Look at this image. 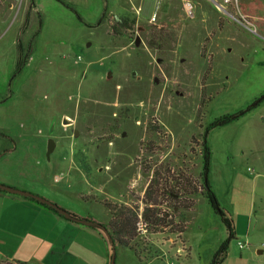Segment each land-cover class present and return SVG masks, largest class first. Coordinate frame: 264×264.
<instances>
[{"label":"rangeland","instance_id":"374dc122","mask_svg":"<svg viewBox=\"0 0 264 264\" xmlns=\"http://www.w3.org/2000/svg\"><path fill=\"white\" fill-rule=\"evenodd\" d=\"M11 1L9 7L0 0V129L16 125L23 131L31 118L49 119L50 127H42L54 132L46 141L47 159L54 136L67 138L62 145L68 144L62 146L68 163L57 171L64 176L59 191L103 227L112 217L95 199L135 209L142 218L154 173L161 184L166 172L171 179L182 175L200 184L206 127L264 95V31L256 25L254 34L236 22L264 18V0ZM186 1L193 5L192 15ZM125 18L134 20L130 29L118 24ZM17 41L31 45L19 72ZM213 61L221 71L216 78L209 76ZM6 136L1 137L15 148L16 141ZM208 137L210 181L220 205L229 210L230 200L242 195H232L228 177L245 175L255 163L248 151L256 155L264 145V102ZM245 188L251 203L263 208L257 198L263 190L251 192L252 184ZM201 197L183 194L180 204L172 205L161 199L160 222L140 219L135 242L149 250L142 255L153 257L151 262L164 259L157 243L185 234L198 258V246L219 238L226 228L205 197L204 206L198 204ZM192 199L194 206L185 209ZM256 218L264 213L251 218L248 244L253 239L251 244L262 245L264 232L255 230ZM245 242L237 234L223 264H264V255H250ZM109 244L111 264L114 250L122 247ZM208 254L207 248L201 250L203 264L213 261L214 254ZM169 258L162 264H190L178 255Z\"/></svg>","mask_w":264,"mask_h":264},{"label":"crops","instance_id":"0c3cea01","mask_svg":"<svg viewBox=\"0 0 264 264\" xmlns=\"http://www.w3.org/2000/svg\"><path fill=\"white\" fill-rule=\"evenodd\" d=\"M252 22L254 26L259 25L264 31V18L255 17ZM224 50L226 49L223 48L222 52H225ZM229 51L231 52L232 49ZM201 66L206 69V63L202 62ZM209 71V76L215 78L221 73L214 61ZM38 119L39 117L33 120L31 118V122L23 126V131H18L16 125H14V130L7 132L0 129V133H6L16 141V147L13 148L6 138L0 136L2 138L0 140V155H2L0 157V183L41 196L82 218L94 219L88 211L74 206L73 202L59 191L58 184L63 181L64 176L61 172L58 174L57 171L66 162L68 163V157L62 153L65 151L62 146L68 145L67 143L62 145L67 138L59 136L52 138L55 146H53L51 156L47 159L45 156L46 141L54 132L50 134L42 128L50 127L49 119L47 121ZM258 149L256 155L252 154V150L248 151L255 161L252 166L250 163L246 168L245 175L248 178L242 173L234 174L232 178L228 177L233 185L232 195H242L231 199L228 207L234 215L237 234L243 236L246 241L245 248L248 253L259 256L264 255V244H251L252 238L251 243L248 244L250 221L253 216L264 213V207L259 205L257 208L255 199L253 205L249 197L244 194V191L249 193L245 184H252L251 192L253 193L262 189L263 194L257 198L258 202L264 206V145ZM241 156H244L243 152ZM249 168L253 172H250ZM231 185L227 187L226 192L230 191ZM200 203L204 206V197L198 199V204ZM255 224L256 231L264 232V218H256ZM226 237L227 231H223L213 243L203 247L209 251L208 257L213 256ZM204 239L202 236V240ZM156 246L163 252L161 257L164 259L160 258L148 264L166 263L169 257L177 255L190 260L188 261L190 264H203L201 259L203 248L198 246L197 258L194 254L195 246L185 234L169 235L167 238H162L160 244L157 243ZM109 247L108 239L93 226H85L68 220L26 197L7 192L0 193V260L15 264H108ZM115 252L114 264H145L138 261L127 249L120 248Z\"/></svg>","mask_w":264,"mask_h":264},{"label":"trees","instance_id":"16d2710c","mask_svg":"<svg viewBox=\"0 0 264 264\" xmlns=\"http://www.w3.org/2000/svg\"><path fill=\"white\" fill-rule=\"evenodd\" d=\"M5 1L7 2V6L9 7L13 4V1L11 0L8 1L2 0V2ZM130 22L131 23H128V19L125 18L121 20V23L119 22L118 24H124V27L126 29H130L131 27L128 24H134V20ZM113 30L115 31L116 28L114 27ZM17 48L19 54V61L17 64L16 72H19L25 65H27L29 61L31 45L25 48V46L22 44L21 41H17ZM262 102H264V95L255 99L253 104L249 105L246 108V110H241L234 114H225L219 116L215 118L206 127L205 132L202 134V141H201L202 170L200 173V182H199L200 184H198L196 180H194L192 177H190L189 180L188 179L186 180L182 175L171 179L168 172H166L167 174L164 175L165 176L163 180L164 182L163 184H161V182L157 179L156 173H154V177L151 179L146 189L145 196L143 198V203L145 205L143 209L144 211L142 212L143 220L148 223H156V222H160V219L158 218V216H160L159 215L160 211L158 210V206H159L158 204L161 201V199L164 200L166 198L167 202H170V204L172 205L173 201L180 204L179 200L181 199L183 194H189L191 196H195L199 194L205 197L209 205L213 209V211L220 216L221 221L224 224L227 231V238L216 250L211 264L224 263L228 255L230 242L237 238V231L232 213L220 205L210 181L212 149L209 143L208 136L214 130H217L219 128L231 124L232 122L237 121L247 112L251 111L255 107L260 106ZM0 136H6V135L0 133ZM6 137L15 143L13 139H11L8 136ZM1 156L2 155H0V157ZM183 180L184 183L181 182ZM181 190L184 192L183 194H181ZM0 193H6V192L0 190ZM26 199L36 202L38 205H41L47 208L48 210L54 212L55 214L59 215L57 211H55L54 209L50 208L47 205L41 204L31 198H26ZM95 201L98 202L99 204H102L105 208H107L112 217L111 221L109 222L108 225L105 226V228L113 240L112 244L114 249H116L117 247L127 248L134 254L136 259H138V261H140L141 263L151 262L150 260H152L153 257H145L142 255L143 253H145V251L147 252L149 251L146 248V243L144 246H142L143 245L142 243L135 242V239L138 237L137 225L139 224L140 219H142L138 216L136 210L130 209L124 205H116L107 201H100L98 199H95ZM190 203L191 205L185 206L184 208L191 209L194 206V200L192 199ZM72 215L77 218H82L73 213ZM139 246L144 249L139 248Z\"/></svg>","mask_w":264,"mask_h":264},{"label":"water","instance_id":"95a60500","mask_svg":"<svg viewBox=\"0 0 264 264\" xmlns=\"http://www.w3.org/2000/svg\"><path fill=\"white\" fill-rule=\"evenodd\" d=\"M64 123H67V121L65 120ZM0 190L5 191V192L10 193V194H13V195L34 199L35 201H37V202H39L41 204L49 206L50 208H52L55 211H57V213L59 215H61L62 217L66 218L68 220H71L73 222H76V223H79V224H82V225H85V226H93V227L97 226V227H100L106 233V236H107L109 242L110 243L113 242V240L110 237V235L108 234L106 228L103 227L102 225H99V224L95 223L94 221H91V220L86 219V218L85 219L77 218V217L73 216L72 213H70L66 209H63V208L59 207L58 205L52 203L51 201H49V200H47V199H45V198H43L41 196H38L36 194H33L31 192H28V191L21 190V189H18V188L10 187V186H7V185L1 184V183H0ZM115 257H116V252L114 251L113 255H112V258H111V264L115 263Z\"/></svg>","mask_w":264,"mask_h":264},{"label":"built area","instance_id":"2783aa9c","mask_svg":"<svg viewBox=\"0 0 264 264\" xmlns=\"http://www.w3.org/2000/svg\"><path fill=\"white\" fill-rule=\"evenodd\" d=\"M185 7H186V10L188 11V13L190 15H192V9H193V5L189 2V1H186L185 3ZM155 19V18H154ZM236 22L238 24H240L241 26H243L244 28L250 30L251 32H253L254 34H257V30L256 28L254 27V25L252 23H250L249 21H246V20H236ZM250 172H253V170L251 168L248 169ZM240 248L243 249L244 248V244H239ZM171 264V263H170Z\"/></svg>","mask_w":264,"mask_h":264}]
</instances>
